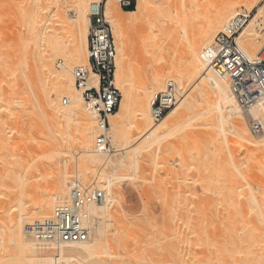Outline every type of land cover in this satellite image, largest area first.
<instances>
[{
	"label": "bare ground",
	"instance_id": "obj_1",
	"mask_svg": "<svg viewBox=\"0 0 264 264\" xmlns=\"http://www.w3.org/2000/svg\"><path fill=\"white\" fill-rule=\"evenodd\" d=\"M29 1L26 5L20 2L24 6H19V2H16L18 6L13 9L15 12L13 17L11 16L13 19H10L6 12L4 15L7 16L2 20L5 19L8 24L19 25V28H16L17 32L11 30L13 35L11 39L5 37L10 40V44L21 38L27 43H33L37 48V52H33L36 53V57L34 55L36 64H33L36 67L30 69V74L40 81L43 102L35 98L25 101V104L21 103L20 111L16 113L10 111L12 106L10 95L15 89L11 88L13 86L1 84H5L3 80L5 72L14 66L11 61L13 56L5 54L7 46H10L8 41V45L1 43L0 264H88L87 261L101 258L109 259L113 264H132L122 255L127 251H124L123 243L131 240L135 245L138 235L140 236L144 229L142 230V225L138 223V218L129 214L121 200L117 199L119 195L115 191L112 192L115 190H112L114 182L128 175L121 174V171L126 172L128 164V159L124 155L131 148V144L141 137L143 141L147 140V143L160 141L172 131V128L183 122L182 111L185 112L184 116L189 117L190 111L197 106L202 108L199 105L206 97L210 99L208 101L210 109L208 108L207 116H204L225 122L228 134L234 139L235 150L229 155L227 176L223 180L215 179V182L223 183L222 200L217 199V202L215 199V203L212 199L211 202L209 200L211 198L208 199L209 194H205L207 198L203 199L204 201L208 199L210 203L208 201L205 203H208L209 207L179 209L181 229L178 230L180 236L174 251L177 259L175 264H264V132L256 133L251 129L254 120L264 118V102L260 106L243 110L231 92L230 80L213 73L207 60V53L211 50L216 35L228 26L231 19L239 15L238 9L241 6L247 11L256 8L257 13L242 27L235 42L250 61L256 60L262 46L257 42L258 30L262 29V24L264 25V4L262 7H259V4L264 0L225 2L207 0L206 5L211 7L209 10L213 9L214 13L212 12V17L209 16L211 17L209 21L206 19L208 22L206 21L205 26L203 24L201 32L187 34L183 40L173 42L175 43L173 45L166 41L168 39L165 32L173 22L185 23L187 10H191L186 5L189 0L182 4L175 1L178 4L175 11L171 9V4L164 7L163 0L162 7L157 0L155 3L158 4L157 7L154 4L155 0H137L133 10L121 9L124 0ZM168 1L167 3H170ZM97 4L110 24L118 55L116 64L121 96L120 107L109 116L104 131L106 142L109 137L111 145L115 148L113 151L97 146V135L102 131L96 123L97 118L91 107H87L88 104L75 87L73 76L75 69L88 65L90 8ZM206 9L208 8L204 10ZM146 16H149V22L153 26V35L141 51V55L154 59L159 66L153 71L154 66L150 64L148 71L151 72L153 79L151 78L150 84V81L148 82L149 85L137 81L134 68L127 62L132 51L124 45V31L130 29L139 18L144 19ZM145 20L141 21L146 23ZM0 24H3V21ZM61 33L63 36L60 38L58 35ZM57 45L64 47L55 48ZM205 48L206 52L203 51ZM165 53L167 56H164ZM56 59H62L65 64L63 68L62 65L59 66L62 68L59 71L54 67ZM27 76L25 77L27 82H24L27 86L25 90L31 85L32 77L28 74ZM94 79L92 76V80ZM167 87H171L176 97L180 99L161 119L155 121L151 116L152 98ZM62 96L68 100L65 105ZM192 118L184 121L189 122ZM221 128L223 130L224 127ZM13 129L15 131H12ZM31 148L35 149L32 158L36 170L44 169V166L47 168L48 162L50 163L55 155L77 164L81 159H85L87 167L79 170L77 174L71 170L59 173L54 180L52 179L53 181L51 180L53 183V186L50 184L49 187L51 190L47 192L45 189L46 192L43 193L38 184L43 177L40 179L38 175L31 176L29 172ZM239 149L240 153H237ZM238 155H242L243 158L240 163L236 160ZM102 164L110 167L111 173L98 171ZM47 171L43 173L46 176ZM85 177L94 180L106 178L104 179L106 181L101 183L105 191V201L88 208L92 218L89 240L62 245L35 240L30 235V226L45 219L46 216L49 217L57 206L67 203L72 182L78 181L85 185L82 183ZM184 177L186 178V175ZM142 236L144 239L145 236ZM106 244L108 245L106 248H114L116 251L114 258L109 252L102 251Z\"/></svg>",
	"mask_w": 264,
	"mask_h": 264
},
{
	"label": "rangeland",
	"instance_id": "obj_2",
	"mask_svg": "<svg viewBox=\"0 0 264 264\" xmlns=\"http://www.w3.org/2000/svg\"><path fill=\"white\" fill-rule=\"evenodd\" d=\"M28 1L29 0H27V2L26 0H0V18H1L0 23L3 21V24H0L1 25L0 26V44L1 43L7 44V41L10 44L9 39H11L12 38L11 36H13L11 34L12 33L11 30H14L15 32H17L18 29L16 28H19L18 27L19 25H16V23L13 25H16L17 27L13 26L12 23L8 24L5 21V19L2 20V18H5L8 14L10 17L11 16L13 17L14 15L13 13H15L13 9H15L16 6H18L16 2H19V6L20 5L24 6L22 4L24 3L26 5L27 3L30 2ZM161 1L162 0L160 1L157 0V3L160 4L159 6L162 5ZM164 1L166 5L165 3H163ZM175 1H177V3L180 2L178 4H182L183 2L186 3L188 0L186 1L185 0H169L168 2L170 3H167V0H163L162 3L164 4V7L167 6V4L168 5L171 4V9L173 8L172 10L175 11L174 9H176V6L178 5L176 4ZM189 1L186 5H187V8H191V10H189L190 12L187 10V18H186L185 23L182 24V23L173 22L170 26H168L165 32L166 38L168 39L166 41L169 42V43L167 42L169 45L175 44L173 42H176V41L179 42L180 39L183 40L187 34L192 35L194 33L201 32L203 24L204 26L206 24V21H207L206 19H208L209 21V19L212 17V12L214 13V10L213 9L212 11L211 9L209 10V8L211 7H208L206 5L207 0L205 1L204 0H189ZM222 1L225 2V0H222ZM20 2L22 4H20ZM136 3H137V0H124L121 3V9L122 10H125V9L133 10L136 6ZM155 3H156V0L154 1V4ZM158 4H155V6L157 7ZM263 4L264 2L263 3L261 2L259 4V7H262ZM202 5L204 6V8H202ZM205 8H208V9L204 10ZM7 9L9 10L7 11ZM238 11H239V14H242V13L247 14L249 16L248 21L250 20L251 17H253L255 13H257L256 8L250 11H247V9L244 8L243 6H241L238 9ZM210 12H211V15H210ZM5 13L7 15H4ZM12 17L10 19H13ZM143 18L144 19L139 18L137 21L134 22V25L130 29H127L124 31V39H125L124 45L126 48L132 51V55L127 62L129 66L134 68L136 72L137 81L140 84L149 85L153 79L151 72L148 71L150 64L154 66L153 71H154V68H158L159 66H158V62L155 61L154 59H149L148 57L145 58V57H142L141 55V51L145 48L148 41L151 39L153 35V26H151L149 22L150 21L149 16H146ZM145 18H149V20L147 19L146 21ZM141 20H145L146 23ZM260 22H262V19H260ZM261 27L263 29L264 25L262 24ZM262 29L258 30V38H257L258 44L260 45L262 44L261 48L263 47V43H264V29L263 30ZM58 36L61 38L63 34L61 33ZM5 37L9 39H6ZM113 40H114V36H113ZM170 42L172 43L170 44ZM114 44H115V41H114ZM61 47H64V46L63 45L55 46V48H61ZM115 48H116V44H115ZM7 49L9 53L6 51L5 54H9V56H13V58L11 57L10 58L12 59L11 60L13 63L12 65L14 66L9 68V70L5 72V76L3 77L5 84H3L1 80H0V84L2 83L1 85H9L10 87L13 86L11 88L15 89V91L13 90L10 95V100L12 102V106H11L12 108L10 107V111L13 113H16L20 111V108H21L20 104L21 103L25 104V101H31V100H34L35 98L37 99L39 98L38 101L43 102L42 92H40L42 91L41 90L42 88H40L41 87L39 83L40 81L37 80V77L34 76L33 78L32 75L30 74L31 73L30 69L31 68L34 69L36 67V66H33V64L35 63L34 58L36 57V53H33V52H37V48L34 46L33 43H27V41L20 38V40L12 42L10 46L8 45ZM205 49L203 50L204 52H206L208 48L206 50ZM116 54H117V50H116ZM117 56H116V61L118 59ZM164 56H167L166 53ZM13 59H15L16 61L18 60L17 62H15L16 64L13 62L15 61ZM60 65H62L61 67L63 68V66H65L64 61H62V59H56L54 61L55 69L58 71L61 70L62 68L59 67ZM145 71L147 74L145 73ZM27 74L30 75V77H32L31 78L32 86L31 85L28 86V89H27L28 91L25 90L27 88V86L25 85V83L27 82L25 80V77H28ZM116 81H117V87H118V69L116 70ZM37 88L38 90H36ZM26 91L28 92L27 94H25ZM63 98L65 97L62 96L61 99ZM179 99L180 97L177 96L176 101H178ZM203 100L204 101L206 100L207 103L206 101L205 103L203 101L202 104L199 105L202 107L201 109L200 107L198 108L197 106L195 108L196 111H194L195 109H193V111H190L189 117L188 116L187 117L188 118L193 117V118L189 122L184 121L188 118L184 116L185 112L182 111L183 122L179 123L178 126H176L174 129L172 128L171 129L172 131H169V133L165 135L166 137L164 136L160 141L147 143V140L143 141V138L141 137L134 144H131L130 147L132 149L134 147V149L132 150L130 148L128 152L125 153L126 155H124L125 158L128 159L127 160L128 167L126 166L127 170L125 169L126 172L121 171L122 172L121 173L117 171L118 173H121V174L126 173V175L127 174L128 175L127 176L124 175L125 177H120L118 180L114 182L112 190L113 189L115 190H113L112 192L114 193L115 191V193L119 195L117 196L118 197L117 199L121 200L124 208L129 214L131 213V215L138 218L139 220L138 223L140 224V226L142 225L141 226L142 230L144 229L142 233H140L141 237L138 235L139 241L135 239V241L137 240L135 242L136 243L135 245L133 244L134 242L131 240L130 241L127 240L123 243L124 251L125 250L127 251L125 252L122 251L123 252L122 255L123 257L126 258V260L132 262V264H175L177 259L175 257L176 253L174 251H176V248H177L176 244L178 245L177 239H179L178 238L180 236L179 229H181L179 211L185 208L186 209L195 208L197 206L202 207V208L209 207L208 206V203H210L208 201L209 197L211 198L209 199L210 201L214 199L213 202H215V199L217 202L219 199L222 200V197L224 195V189H223L224 186H223V183L221 182H218V181L215 182V179L223 180L224 177H226L227 174L229 173L228 172L229 168L227 167L229 166L228 164H229V159H230L229 157L230 152L235 150L234 139L233 137H231L230 134H228L229 132H227L228 131L227 125L225 124L224 121L221 122L220 119L218 118L217 119L212 118L214 120L212 121V119L205 117L207 116V112L210 109V105H209L210 102H208L210 99H207L206 97ZM204 104L207 106H205ZM119 107H120V103H119ZM204 107H206L205 110H204ZM28 119L29 118H27V120ZM128 122H130V120ZM96 123L98 122L96 121ZM221 124L224 126H222ZM221 127H224L225 129L223 128L222 130ZM12 131H15V129H13ZM101 133L102 132L98 133V135ZM210 138H212V140ZM107 143H108V147L106 150L113 151L115 148L111 145L109 137L107 138ZM141 146H143L144 148ZM147 148L148 150H146ZM30 153L32 154H30L31 156L29 158V164H28L29 172L31 176L38 175L40 176V179L43 177L41 180L39 179L40 183L38 181V184H40L39 188L43 193H45L46 190L48 192L49 187H51V185L53 184L52 181L57 177L59 173L61 174L65 170H69V171L71 170L72 172L77 174L79 170H82L83 168L85 169L87 167V161L85 159L84 160L81 159L79 164H77V162L72 163V161L70 160L66 161V160H63L62 157H60L61 158L60 159L58 156L55 155L50 160V163L48 162L47 168L45 166H44V169L42 168L44 171H42L41 168L37 169L38 170L37 171L35 169L34 159L32 158L33 154L35 153V149L31 148ZM133 153L134 155L132 156ZM145 153H147V156ZM237 153H240V149L237 150ZM118 155H120V153ZM242 159H243L242 155H238L236 157V160L238 163H240ZM224 163L226 165H224ZM153 164H156V165H153ZM160 165L163 168L160 167ZM45 170L46 171L48 170L47 171L48 177L43 174ZM99 170L104 171L105 173H111L110 167L108 168V166H106L105 164H102L100 168H98V171ZM223 170H224V173H223ZM221 172H222V175H221ZM50 173H52L53 175ZM185 175H186V178L184 177ZM195 177H196V180H194ZM102 179L104 180L106 178L102 177L100 180H96V179L94 180V178L88 179L87 177L86 179L85 177V181H83L82 183L85 184L83 185L84 187H94L100 190H104L103 187H101V183H104L106 180L101 182ZM210 179H212L211 181L213 182H211ZM97 182H99L98 185L94 186V184ZM208 185L209 187L207 188L206 186ZM216 191H217V194H216ZM205 194L206 195L209 194L208 199L206 200L208 201V203H205L206 201H204L207 198ZM211 196L212 197L214 196V198H212ZM184 199H186L185 203H184ZM142 235L145 236L144 239ZM170 245H172L173 247ZM106 246L108 245L106 244L102 251L109 252L110 254L113 255V258H114V255L117 254L116 251L113 250L114 248L108 249L106 248ZM173 248L175 249L173 250ZM168 250L170 253L168 252ZM53 254L55 253H52V255ZM110 261L111 260L109 259L106 260L105 258H101L96 261H87L86 263L88 264H110V263L113 264Z\"/></svg>",
	"mask_w": 264,
	"mask_h": 264
},
{
	"label": "built area",
	"instance_id": "obj_3",
	"mask_svg": "<svg viewBox=\"0 0 264 264\" xmlns=\"http://www.w3.org/2000/svg\"><path fill=\"white\" fill-rule=\"evenodd\" d=\"M90 26L87 41L88 65L73 71L75 87L83 100L91 107L102 133L96 144L106 150L108 143L104 131L108 118L119 107L120 91L116 81V48L110 24L100 5L90 8ZM249 19L239 14L220 31L207 53L210 69L217 76L230 80V89L243 110L260 106L264 102V46L255 61H250L238 48L235 39ZM92 76L95 77L92 80ZM64 98V105L67 103ZM176 94L171 87L156 94L151 101V116L155 121L175 104ZM251 129L264 132V118L254 120ZM105 201V191L84 187L78 181L70 185L69 201L57 206L52 214L30 226V235L41 242L51 244H72L85 242L91 235L92 218L88 208Z\"/></svg>",
	"mask_w": 264,
	"mask_h": 264
},
{
	"label": "trees",
	"instance_id": "obj_4",
	"mask_svg": "<svg viewBox=\"0 0 264 264\" xmlns=\"http://www.w3.org/2000/svg\"><path fill=\"white\" fill-rule=\"evenodd\" d=\"M125 10H131V9H125Z\"/></svg>",
	"mask_w": 264,
	"mask_h": 264
}]
</instances>
